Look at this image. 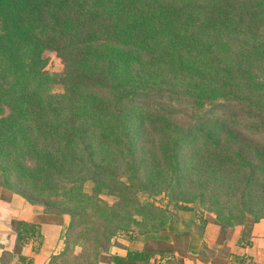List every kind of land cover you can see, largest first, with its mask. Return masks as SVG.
<instances>
[{"label": "trees", "instance_id": "trees-1", "mask_svg": "<svg viewBox=\"0 0 264 264\" xmlns=\"http://www.w3.org/2000/svg\"><path fill=\"white\" fill-rule=\"evenodd\" d=\"M50 50L66 65L63 93L43 85ZM177 110L186 116L175 122ZM142 136L153 140L151 157L139 151ZM196 144L201 154L182 158ZM181 158L191 161L188 173ZM85 162L95 180L127 171L115 184L121 203L96 199L102 212L93 217L81 207ZM143 164L145 184L155 188L185 196L180 182L189 174L187 182L204 179L215 195L225 191L241 217L234 225L235 211L218 213V244L252 245L254 225L264 220V0H0V200L11 199L14 172L28 188L32 177L53 176L71 196L61 210L40 201L45 219L71 218L65 249L50 264H101L104 256L149 264L166 242L120 257L111 255L118 236L166 234L180 211L196 212L198 229L206 227L187 203L175 214L142 203L129 172L136 178ZM16 225L17 244L40 234L39 222ZM72 244L80 253L62 263Z\"/></svg>", "mask_w": 264, "mask_h": 264}, {"label": "crops", "instance_id": "crops-1", "mask_svg": "<svg viewBox=\"0 0 264 264\" xmlns=\"http://www.w3.org/2000/svg\"><path fill=\"white\" fill-rule=\"evenodd\" d=\"M42 214L20 195H13L9 201L0 200V264H50L64 251L69 219L55 222ZM177 216L166 234L120 236L111 255L126 257L129 250H144L151 241L158 240L167 243L165 250L154 251L149 264H264V220L254 225L252 245L244 248L218 244L219 226L212 220L200 231L196 212L180 211ZM20 222L40 224V234L25 245L15 240L19 230L16 224ZM101 264H111L110 258Z\"/></svg>", "mask_w": 264, "mask_h": 264}, {"label": "rangeland", "instance_id": "rangeland-1", "mask_svg": "<svg viewBox=\"0 0 264 264\" xmlns=\"http://www.w3.org/2000/svg\"><path fill=\"white\" fill-rule=\"evenodd\" d=\"M48 64L45 67V73H46V78H44V86L48 87V89L52 90L54 93H63L64 92V84H63V79H65L67 77V73H66V65L63 62V59L61 57H59L57 55V53L53 50H50L48 52ZM175 106L185 110V109H190V106L187 105L186 103H182L179 104L177 102H175ZM208 110H210V113H214L216 115H218L219 113H221L220 109H214L212 106L208 107ZM177 113H175L172 116V120L173 121H177L183 118V116L185 117L186 114L179 112L178 110L175 111ZM181 121V120H180ZM187 121L189 122V120L187 119ZM179 122V121H178ZM146 134L145 131H143L142 135L144 136ZM143 136L142 139L140 141L139 144V151L141 152V154H143L144 157H146L145 155H147L148 157H151L152 154H154L155 150H154V145L152 144L151 141L144 142L143 140ZM154 150V151H153ZM203 151L199 144L193 145L191 147H187L186 149H184L182 151V158H186L189 159V156H193L195 153L199 152V151ZM145 151V155L144 152ZM201 151L197 154H201ZM181 158V163L183 166H186L184 169V174L188 173V168L191 165V161L189 160V163L186 162V160L184 161V159ZM29 159V163L31 164V166H34L36 164V162L34 160H32L31 158ZM85 164H87L89 167H87L88 169H90V173H89V177L86 178V180H84V182L80 185V190L82 192L83 198L81 196H74L75 199L78 198H82L85 199L84 202L83 200V204H81V207H87L89 213L85 214V215H93L96 212H102L100 210H97L95 208H93V202L98 199L100 200V205L104 206V204H108L110 206H116V204L121 203V198L118 194H115V184H117V179L118 178H123L124 175H126V170L122 169L119 170L117 173H115V175L110 176V179H106V177L104 176H100L97 180H95L94 178L92 179V175L94 174V169L91 167V163H87L85 162ZM143 170L139 172L138 176L135 178L134 172L131 171L129 172V177H134V180L132 179V181H130V183L134 184V186H136L137 188L140 189L139 191V197H140V201L142 203L145 204H150V205H156L158 207H161L163 210H167L169 211V214L174 213L175 214V207L177 203H187L190 205V207L198 210V212L200 214L203 215V217H205V219H207L208 221L212 220L215 223L218 222V213L220 211H223V213H229L230 210H233L236 212L235 217L232 220V224L234 225H238L240 220H238L241 217V214H239V209L237 208L236 204L232 201L230 203V199L229 197H227L225 195V191L221 192L222 196H218L214 194V191L212 190L213 188H211V185H203V181L204 179H199L197 182L196 181H189L187 182V179L189 177V174L187 177L184 178L183 181H181V185L184 183V188L183 190L185 191V196H182L178 193H173L167 190H164L163 188H155V186H152V184H145L146 180L149 179L150 175H149V171L145 170L144 168H146V165L143 164L142 165ZM82 169V168H81ZM15 174L13 175V183L15 185V188H13V191H8L6 190V192H9V194L11 193V195H19V194H27L30 197H33L35 199V203H36V207H38V209H40V211H42V213L44 212V207L40 204V201H45L48 202V200H52L54 202L55 205L58 206V209H65L66 207L69 208L68 206V202H69V196L66 192H64V189H62L60 182L53 176H50L49 179L48 176L44 179L40 178V177H32V182L30 185V188L24 187L21 184H19V180H18V175L16 172H14ZM185 176V175H184ZM126 181V180H124ZM27 184V182H26ZM131 184V186H132ZM61 186V187H60ZM24 187V188H23ZM59 187V188H58ZM142 189V190H141ZM45 193V195H42V193ZM85 195H84V194ZM42 195V196H41ZM42 197V198H41ZM52 197V198H51ZM73 198V197H72ZM253 199L255 202H258V200L260 199L258 197L257 192H255L253 194ZM79 200V199H78ZM225 203H227L225 205ZM225 205V207H224ZM75 206H77L76 203L71 204V208H74ZM224 207V208H223ZM226 207H228L229 209H225ZM258 206H254L250 209L251 212H256V210L258 209ZM85 215L83 217H85ZM64 217H67V219H69V222L71 220L70 215H65ZM93 217V216H92ZM173 221V220H172ZM247 224H252L253 222V218L251 216L247 215V220H246ZM239 229V228H238ZM132 233L130 232H124L121 233V235L118 236V238L122 235H128L127 237H130ZM81 248H79V246L77 245H71V247L69 248V254L67 256V258L63 261H61L62 263L66 262L68 260V257H70L71 255H77L78 253H80ZM104 260H108V256H104L103 257Z\"/></svg>", "mask_w": 264, "mask_h": 264}]
</instances>
